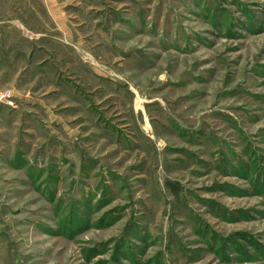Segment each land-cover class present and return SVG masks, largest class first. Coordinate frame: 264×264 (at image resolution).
Wrapping results in <instances>:
<instances>
[{
  "label": "rangeland",
  "instance_id": "374dc122",
  "mask_svg": "<svg viewBox=\"0 0 264 264\" xmlns=\"http://www.w3.org/2000/svg\"><path fill=\"white\" fill-rule=\"evenodd\" d=\"M54 3L0 63V264H264V0Z\"/></svg>",
  "mask_w": 264,
  "mask_h": 264
},
{
  "label": "crops",
  "instance_id": "0c3cea01",
  "mask_svg": "<svg viewBox=\"0 0 264 264\" xmlns=\"http://www.w3.org/2000/svg\"><path fill=\"white\" fill-rule=\"evenodd\" d=\"M54 2L56 0H0L1 64H13L15 58H30V52L21 51L22 44L33 42L39 47L46 33L44 17L47 11L56 10V7L60 11Z\"/></svg>",
  "mask_w": 264,
  "mask_h": 264
},
{
  "label": "built area",
  "instance_id": "2783aa9c",
  "mask_svg": "<svg viewBox=\"0 0 264 264\" xmlns=\"http://www.w3.org/2000/svg\"><path fill=\"white\" fill-rule=\"evenodd\" d=\"M12 94L10 91L0 92V102H8Z\"/></svg>",
  "mask_w": 264,
  "mask_h": 264
}]
</instances>
